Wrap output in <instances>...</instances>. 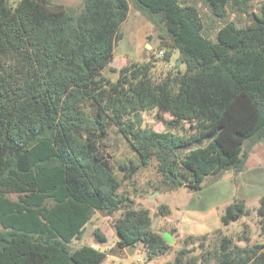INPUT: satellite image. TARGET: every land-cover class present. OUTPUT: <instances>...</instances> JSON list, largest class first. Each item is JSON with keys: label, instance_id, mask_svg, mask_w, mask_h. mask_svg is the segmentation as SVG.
Returning a JSON list of instances; mask_svg holds the SVG:
<instances>
[{"label": "trees", "instance_id": "trees-1", "mask_svg": "<svg viewBox=\"0 0 264 264\" xmlns=\"http://www.w3.org/2000/svg\"><path fill=\"white\" fill-rule=\"evenodd\" d=\"M79 1L73 12L53 0H0V264H103L105 252L71 246L95 211L114 218L118 248L143 245L150 260L171 251L153 231L151 212L121 193L103 149L113 126L138 157L129 171L156 161L171 190L185 183L197 190L210 175L243 172L253 146L264 141V1L256 13L255 0H196L220 19L229 10L252 16L246 27L220 28L217 41L205 34L199 9L183 0ZM132 8L164 27L162 44L179 59L159 75L155 58L132 63L113 81L104 72ZM160 56L168 62L171 52ZM153 109L195 132L144 128L142 113ZM247 214L237 201L222 224ZM258 215L264 232V196ZM95 236L108 241L100 230ZM208 239L190 236L184 244L200 242L201 253L184 248L167 264H264V246L218 234L212 248ZM241 239L249 242L245 230Z\"/></svg>", "mask_w": 264, "mask_h": 264}, {"label": "rangeland", "instance_id": "rangeland-1", "mask_svg": "<svg viewBox=\"0 0 264 264\" xmlns=\"http://www.w3.org/2000/svg\"><path fill=\"white\" fill-rule=\"evenodd\" d=\"M53 1L66 5L73 12L81 10L79 0ZM263 1L255 0L250 12L260 13ZM183 4L195 5L199 9L205 24V34L214 41H217L219 29L229 22H234L238 27H246L252 23V16L248 14L234 13L229 10L227 18L220 19L199 1L183 0ZM121 32L123 38L117 43L114 60L109 69L104 72L105 76L113 81L118 80L119 71L129 64L151 62V59L155 58L154 71L156 75H159L171 69L179 59L178 52H173L162 44L160 34H166L164 27L159 28L151 16L142 11L132 8L131 15L122 26ZM161 52L164 55L171 52L170 61L161 60L163 56H160ZM113 69L117 71L113 72ZM142 118L144 128L156 132L170 131L182 135L195 132L190 123H183L180 126L172 125L173 117L158 109L142 113ZM104 143L103 149L111 155L115 173L122 180L121 193L130 198L135 209H148L151 212L152 224L156 223L159 234L174 231L172 234L175 244H170L171 251L156 260L148 258L143 245L133 249H120L117 247L119 236L113 226L114 218L95 211L82 240H75L71 244L73 249L90 245L105 252L107 261L114 264H167L174 261L176 253L184 248H187L192 256L201 253L198 248L200 242L189 246L184 244L190 236L197 239L208 236V244L212 248L218 234L233 237L241 246H264V232L258 215L260 200L264 196V141L253 146L243 172L230 170L218 175H210L197 190L191 189L187 183L176 190H171L164 183L162 184L163 178L158 171L156 161L141 166L136 174H132L128 166H139L138 157L114 126L110 129ZM207 143L208 140H204L201 145H196L194 148L205 147ZM178 153L184 156L187 152L180 149ZM9 197L18 200L16 194H9ZM237 201H244L248 214L230 226L224 227L222 216L227 208ZM162 206L170 208L168 215L159 214ZM96 230H100L107 237V243L97 241ZM219 230L221 233H218ZM244 230L249 237V242L241 239Z\"/></svg>", "mask_w": 264, "mask_h": 264}, {"label": "water", "instance_id": "water-1", "mask_svg": "<svg viewBox=\"0 0 264 264\" xmlns=\"http://www.w3.org/2000/svg\"><path fill=\"white\" fill-rule=\"evenodd\" d=\"M180 65H181V62H178V66H180ZM152 228H153V231L155 233H158V231L156 230V223L155 222L152 224ZM161 235H162L163 239L168 244H175V239H174V236H173L172 233H170V232H163V233H161Z\"/></svg>", "mask_w": 264, "mask_h": 264}, {"label": "built area", "instance_id": "built-area-1", "mask_svg": "<svg viewBox=\"0 0 264 264\" xmlns=\"http://www.w3.org/2000/svg\"><path fill=\"white\" fill-rule=\"evenodd\" d=\"M162 53V52H161ZM103 264H114L113 262L106 261Z\"/></svg>", "mask_w": 264, "mask_h": 264}]
</instances>
